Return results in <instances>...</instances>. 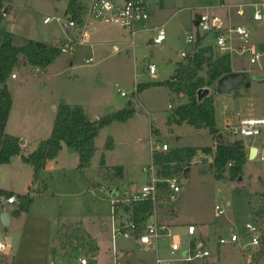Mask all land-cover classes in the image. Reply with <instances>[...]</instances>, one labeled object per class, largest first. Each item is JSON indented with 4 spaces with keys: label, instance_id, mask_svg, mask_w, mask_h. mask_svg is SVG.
<instances>
[{
    "label": "rangeland",
    "instance_id": "obj_1",
    "mask_svg": "<svg viewBox=\"0 0 264 264\" xmlns=\"http://www.w3.org/2000/svg\"><path fill=\"white\" fill-rule=\"evenodd\" d=\"M69 1L7 0L4 4L5 11L9 14L6 23L15 21L18 34L29 38L27 40H43L59 46L60 41L69 39L67 30L58 21L49 25H45L44 21L47 17L55 16L68 20L65 10ZM146 1L150 15L148 29L135 28L137 35L134 48L128 46L129 36L119 25L93 18L91 21L105 27L101 32L96 31L91 35L92 44L102 43L95 47L94 55L89 45H83L76 47L73 52L61 53L47 74L39 67L34 68L26 64H21L13 71L12 75H19L18 80L10 82L16 111L19 113L28 107L34 112L32 127L44 123L50 116L49 102L57 97L58 92H64L73 101L82 100L94 117L112 115L129 104L136 113L127 122L115 121L102 129L96 139V155L85 172L78 167L79 153L65 146V153L62 154L63 165L59 169L45 172L47 189L44 194L33 200L30 213L23 214L21 218L13 216L8 226L2 224L0 216V241H6L4 236L10 232L22 233L20 242L17 243L14 239L12 243L13 254L6 256L8 264L13 260L14 264L23 261L27 263L33 260L32 257L49 254L50 243L53 242L58 247L61 241L66 242L67 250L71 253L75 248L76 254L80 248L86 249V252L76 259V255L66 254L69 256V264H81L79 260L82 257H86L89 264L115 263V243L119 251L129 248L137 250L136 256L133 254L135 251L131 252L132 264H157V259L173 261V264H186L181 261L183 252L189 246L192 249L198 247L200 242L204 243V249L210 253L209 264H221L217 260L219 253L224 257L233 250L237 257H240L238 249L241 246L246 245L247 254L253 248L249 246L250 235L246 230L248 222L259 223L264 234V162L249 160L242 177L236 181L223 182L214 177V170L210 165L211 157L206 160V155L200 151L190 164L189 176L185 174L186 169L183 172H173L178 174L179 184L182 186L173 206L176 210L174 219H167L166 208H156L157 222L168 225L171 236L161 237L158 245L152 246H144L122 237H118L114 243L112 194L109 190L123 187L116 168L125 169L123 183L130 187L128 189H133L147 183L145 169L152 164L153 149L157 144L161 146L166 143L170 151L176 148L210 147L211 144H216L215 137L208 129H196L186 124L169 127V118L177 106L188 101L187 97L177 95L166 84L153 85L140 93L136 90L138 85L170 81L176 75L179 65L187 62V59L182 58V52L189 53L193 45L187 44L186 38L190 33L196 32L197 14L206 13L208 10H202V7L210 5L211 0ZM213 1L219 6L220 0ZM89 2L91 0H82L81 18L75 19L69 15L70 19L80 22L85 18ZM223 2L250 5L263 4L264 0ZM208 12L214 13L211 10ZM246 12L245 17L238 19V22L250 31L253 43L264 50V20L255 22L250 7L246 8ZM81 27L79 24L75 31H70V35L81 37ZM156 27L163 28L167 34V41L163 44H149L157 35ZM22 37L19 38L25 39ZM114 44L118 45V51L114 49ZM202 47L210 49L208 54L213 55L214 59L221 56L219 50L213 46L212 36H207ZM92 57L94 62L88 64L86 60ZM231 59L234 69L248 73L244 80L245 86L243 83L238 90L228 94H219L216 85L209 88L217 108V124L224 133L227 132L229 123L236 122L233 117L240 113L244 117L264 116V80L261 79L262 83L251 80V75L258 74V68L250 64L247 53H233ZM71 63L76 65L75 70L67 72L64 77L58 76V73L67 69ZM151 64L156 67V75L150 74L148 70ZM37 69L40 70L39 73ZM98 72L102 73L101 77ZM201 75L205 76L206 70ZM247 83L250 84L248 88ZM119 89L126 91L128 97H123ZM35 111L41 113L36 114ZM110 137L114 140L113 151L105 149ZM255 144L263 147L264 131L255 140ZM104 155L108 167L105 166V161L101 164ZM15 180L16 178L12 183L17 186L18 181ZM102 186L108 191L101 192ZM216 206L224 208L225 213L218 215ZM193 223L197 224V232L190 236L188 226ZM233 234L239 236L238 243L219 244L220 237L230 240ZM175 236L181 242V249L173 254ZM144 247H149L150 252L145 254ZM17 253L21 256L17 257ZM4 255L0 254V258ZM143 258L147 263L142 262ZM256 258L260 264H264V249L260 250ZM53 259L51 261H54ZM125 259L119 257V262L124 264ZM202 261L204 262L197 260L192 264Z\"/></svg>",
    "mask_w": 264,
    "mask_h": 264
},
{
    "label": "trees",
    "instance_id": "obj_2",
    "mask_svg": "<svg viewBox=\"0 0 264 264\" xmlns=\"http://www.w3.org/2000/svg\"><path fill=\"white\" fill-rule=\"evenodd\" d=\"M0 0V166L9 164L15 156L22 155L25 163L30 164L34 170V183L40 181L48 161L55 160L62 148V143L79 153V165L81 170L88 169L96 155V139L103 128L118 122H127L133 118L136 110L131 104L112 115L101 117L95 121L91 119L84 107L80 105L70 106L62 102L57 107V117L52 129L51 136L39 143L36 151L29 155L22 154L21 139L6 132V126L13 107V96L10 93L8 81L13 71L18 68L21 56H25L28 65L34 68H47L61 56L60 46L49 43L21 39L3 27L5 20V2ZM82 0H70L66 15L75 19L82 17ZM22 40V43L19 42ZM206 38H199L193 51L189 56L187 64H180L173 79L165 83H152L150 85H138L137 91L152 87L153 85L166 84L177 95H184L188 101L177 106L168 120V125H189L196 129H208L213 137L220 133L217 127V108L214 97L199 99V92L205 91L216 85L222 77L233 71L231 55L220 56L217 59L209 55L210 49L202 47ZM208 54V55H207ZM206 70V75H201ZM246 78V77H245ZM244 86H245V82ZM243 83L241 85H243ZM240 85V86H241ZM239 87L236 89L238 90ZM235 90V91H236ZM156 131V130H155ZM105 149L113 151L114 140L108 138ZM199 151L204 155L211 156V163L216 180L227 182L236 181L243 175L244 167L249 158V151L243 141H234L233 146L216 144L215 147L204 148H176L168 153L157 152L153 154V164L160 167L159 173L170 176L173 172H183L191 167L192 160ZM208 160L207 158H205ZM105 161L103 156L101 164ZM206 163L208 161H205ZM230 164H232L230 166ZM230 166V167H229ZM229 167V170L227 168ZM119 176L123 174V167L116 168ZM228 173V176H226ZM10 198L14 196L19 202L18 209L14 211L15 217H20L22 212L29 211L33 202L32 193L15 195L7 190H0L1 197ZM133 213L135 222H143L153 215L154 208L150 203L136 204L133 208H127Z\"/></svg>",
    "mask_w": 264,
    "mask_h": 264
},
{
    "label": "built area",
    "instance_id": "obj_3",
    "mask_svg": "<svg viewBox=\"0 0 264 264\" xmlns=\"http://www.w3.org/2000/svg\"><path fill=\"white\" fill-rule=\"evenodd\" d=\"M219 7L227 12L225 17L213 12L201 13L196 18V32L190 33L186 38V43L196 45L199 38L214 37L215 47L220 51L222 56L232 55L237 53L239 55L248 54L250 57V64L255 65L258 68V72H264V50L259 49L252 41L251 33L238 22V19L245 17L247 14L246 8H252V18L255 22H262L264 20V3L263 4H250V5H229L220 0ZM148 4L146 0H91L88 3L85 18L80 22L70 19H63L61 16L48 17L45 19V24H51L55 21L63 24L64 28L69 31V39L62 42L60 46L61 53H70L78 46L88 45L90 43L91 32L90 23L93 18L102 19L106 23H114L119 25L127 34L131 36V40L134 43V37L136 36V27H141L143 30L148 29L147 23L150 20L148 14ZM81 24V37L70 35V31L76 30L77 26ZM157 35L151 39V44H163L167 41V34L163 28H155ZM189 53L183 52V58H189ZM88 64L93 62V59H87ZM38 72L40 71L37 69ZM150 74H155L156 67L151 64L148 68ZM257 75L258 74H253ZM17 75L13 74L12 78L17 79ZM120 90V89H119ZM121 91L123 97H128L126 91ZM264 131V117L247 115L240 116L234 124L227 126V132L224 133L227 138L234 141H243L252 138L251 145L257 146L255 140L262 135ZM246 149L249 151L250 147L247 145ZM258 147V146H257ZM259 151L256 159L264 162V145L262 148L258 147ZM170 151V147L167 144L161 146L157 144L154 146V153H167ZM232 164H230L231 166ZM229 166V167H230ZM160 167L155 164L150 165L145 169V173L148 176L146 184L141 186H135L133 189H112L109 192L112 194L111 204L113 205V217H114V229L113 240L114 243L118 237L125 238L127 240H134L136 243H140L144 246L158 245V241L161 237L171 236V230L168 225L158 223L155 218V209L159 206L166 208L169 212L173 209L179 194L182 191V186L179 184L178 174L173 173L170 176H164L159 173ZM101 192L108 191L107 188L101 187ZM6 202L9 204H15L17 199L12 196L6 198ZM150 203L153 205L154 212L147 220L143 222H135L133 213L127 211V208H133L136 204ZM218 215H223L225 209L221 206H216ZM152 218L153 221H152ZM116 222V224H115ZM246 230L250 237L249 246L255 248L257 251L264 249V234L259 223L250 221L246 224ZM196 232V226L188 227V234L194 236ZM174 244L172 246V253L181 249V242L174 237ZM220 245L236 244L238 243L239 236L233 234L230 240H226L223 237L219 239ZM245 250V248H244ZM10 251L7 241H0V254L4 255ZM114 253L116 254L115 263L109 264H122L119 262V257H124L125 252L117 249L116 243L114 245ZM209 251L204 248L195 247L189 248L183 252V261L186 264H192L197 260L209 257ZM256 255L252 253L248 255V264H259L256 262ZM157 264H173V261H162L157 259ZM81 264H89L86 257H82L79 260Z\"/></svg>",
    "mask_w": 264,
    "mask_h": 264
},
{
    "label": "crops",
    "instance_id": "obj_4",
    "mask_svg": "<svg viewBox=\"0 0 264 264\" xmlns=\"http://www.w3.org/2000/svg\"><path fill=\"white\" fill-rule=\"evenodd\" d=\"M13 1L14 0H12V2ZM233 3L234 2H230L229 5H234V6L243 5V4H233ZM202 10L214 11V13H217V14L221 15L222 17H225L226 14H227V12H225L223 9H221L218 6V4H216V2L213 1V0H211V4L210 5L202 7ZM222 10H223V12H222ZM66 11H67V8L65 10V14H66ZM199 14H201V13H199ZM199 14H197V16ZM8 16H9V14L6 13L5 14V18L6 19L4 20L3 27L6 28L9 32L13 33L15 35V37H22V36H20L18 34V28L16 27L15 21H10L9 24L6 23V22H8ZM45 25H49V24H45ZM104 29H105V27H103L102 24H100V23L97 24L95 21H91V23H90V32L92 33L91 35H93L96 31H100L101 32ZM67 34H69L68 30H67ZM127 36H129V41L127 42L128 46L131 47V48L132 47L134 48L135 45H136L135 37H134V43H133V41L131 40L132 39L131 36L129 34H127ZM22 38L29 39V38H26V37H22ZM30 40H32V39H30ZM37 41H40V40H37ZM41 42H45V43H49V44L55 45L54 43H50L48 41H43L42 40ZM60 42L62 43L64 41H60ZM101 44L102 43H93L92 44V42L90 40V43L88 45L92 48V51H93L92 54L93 55H94L95 47L96 46L98 47ZM149 44H151V43H149ZM196 45H197V43H196ZM196 45L194 47H192L191 51L189 52V55L192 54V50L195 49ZM213 46H215L214 38H213ZM118 48H119L118 45L114 44V49L118 51ZM221 56H222V54H221ZM24 58H25V56H21L20 65L21 64H25L24 63ZM92 59H93V62H94V58L93 57H92ZM184 59H187V58H184ZM188 59H187V61H188ZM55 63H56V61L53 64H55ZM182 64H187V62L186 63H182ZM52 65H50L47 68H43V69L39 67V69L44 71L47 74L49 68ZM75 68H76V65H74V63L73 64L71 63L68 66L67 69H65V70L61 71L60 73H58V76L64 77L67 72L74 71ZM99 68L100 67H98V69ZM16 69H18V68H16ZM232 69H233L234 72H239L240 71V70L234 69L233 67H232ZM98 73H99V77H101L102 73H100V72H98ZM156 73L153 74V75H156ZM258 75H259L258 77L260 78V81H252V82L262 83V80H264V72L260 71V72H258ZM75 76H78V75H75ZM251 76H253V75H251ZM18 78H19V75H18L17 79H13L12 78V79H9V81H8V86H9V90H10L11 94H12V90L10 89V82L11 81H16V80H18ZM159 83H165V82H159ZM216 84H217V82H216ZM246 88H248V86ZM136 90H137V88H136ZM58 93L59 94L57 95V97L53 98L52 101L49 102L48 109H49V112H50V116L47 118V120L44 123L41 122V123H39V125H37L35 127H32V124H31L32 119H33V114H35V113L31 112L28 107L27 108L25 107L21 112L18 113V111H16L15 99H13V107H12V110L10 112L11 115L9 117V121L7 123V126H6V132H8L10 135L18 137L21 140H24V144H21L22 154L27 156V155L33 153L34 151H36V149H37V147H38V145H39V143L41 141L46 140V139H48L51 136L52 129H53L56 117H57V107L62 102H65L66 104H68L70 106L80 105V106L84 107L85 111H87V114H88V116L91 119H94L95 117H97V119L101 118L99 115H96L94 117L93 114L90 112L89 108L86 106V104L82 100L73 101L64 92H58ZM12 96H13V94H12ZM39 113H41V112H36V114H39ZM240 116H242L241 113L238 114L237 116H234L233 119H235V121H237ZM262 117H264V116H262ZM41 118H42V116H41ZM174 125H177V124L169 125V127L172 128V126H174ZM217 127L219 128L220 133H224V132H222L223 130H221V128H220V126H218V124H217ZM156 130H158V129H156ZM158 131H160V130H158ZM215 142H216V138H215ZM163 144H166V143H163ZM215 145L212 146V144H211L210 147H215ZM65 146L66 145L64 143H62V148H61V151H60L57 159L47 162L45 170L43 171V173L41 175L40 181L37 182V183L33 182L34 181V170H33V167L30 164H27V163H25L23 161L22 155L13 157L9 164H2L0 166V190L4 189V190L10 191V192H13L15 195H25V194H28V193H32V195L34 197L33 200H35L36 197H40V195L44 194L46 189H47L46 188V183H45V178H44L45 172H48V170H55L54 168H58L59 169V168H61V165H63L64 160H62V154L65 151L64 150ZM196 148H204V147H196ZM199 153H200V151H199ZM104 157H105V155H104ZM209 157H211V156H208V157L206 156L207 159ZM249 160L252 161V159L248 158V161ZM256 160H258V159H254V161H256ZM78 165H79V161H78ZM105 166L108 167V165L106 163V160H105ZM244 169H245V167H244ZM83 171L85 172L86 169L83 170ZM243 175H244V171H243ZM120 177H121V180H120L121 183L120 184L123 186L122 189L130 188V187H126L124 185V183H123V180H125V169L123 170V174ZM15 178H16L15 181H18V185L17 186H15L14 183H12V180L15 179ZM90 183L91 182H89V186H91ZM18 205H19L18 201L15 204H9V203L6 202V197L2 196L0 198V216L2 215L4 210L8 211V213L10 215L9 225L12 222V219H13V216H14V211H16L18 209ZM29 208H30L29 211L22 212L21 216L18 217V218H21L23 214H29L31 209H32L31 205H30ZM160 208H162V207H160ZM157 212H158V209L157 210L155 209V212H154L155 218H157ZM166 214H167V219L170 221L171 219H169V217H171V216L175 217L176 216L175 208L172 211H170V212L168 211ZM152 219H154V218H152ZM172 219H174V218H172ZM193 225L196 226L197 224L193 223V224H190L189 226H193ZM196 232H197V226H196ZM21 236H22V233H20V232H10V233H8V234H6L4 236V239L8 242V246H10V251L7 254H5L4 257L0 258V264H8L7 263L8 259H7L6 256H8L9 254L12 255L13 252H14V246H13L12 243H13L14 239L17 240V243L20 242L19 240H21ZM177 239H178V237H177ZM65 244H66L65 241H61L58 244V247H56L55 243L52 242V243H50V247L48 249V253L49 254H46V255L43 254L41 257H38V258L37 257L36 258L32 257L33 260L28 261L27 263H23L24 261L22 262V260H21L22 263L18 262L17 264H69V260H68L69 256H66V254L68 255V253L70 254L71 252H68L67 247H66ZM245 246L246 245H243V246H241L238 249V252L240 253V257H237V255L234 253L235 251L232 250V252H228V254L226 256H224V257H221V255L219 253V259H217V260H219L221 264H248V255H250L252 253H255V252H256V255H258L259 251H257L255 248H251L250 251H249V254H247V251H246L247 248H245ZM198 247L199 248H204V243L200 242L198 244ZM244 248H245V250H244ZM149 249H150L149 247H144L143 248L144 253L145 254L149 253L150 252ZM75 250H76V248L72 251L73 253H71L72 255L74 254V256L76 255L75 258L73 257L74 259L78 258V256L83 255V253L86 252V249H84V247L80 248L78 250L77 254L75 253ZM123 251L125 252L124 258H126L124 260V264H132L133 263L132 262L133 259H132L131 252L135 251V253H133V252L132 253L134 254V256H136L137 250L135 248H132V250H131V248H129V250L128 249H123ZM20 256L21 255H18V253H17V257H20ZM235 257H236V259H234ZM52 258H54L53 259L54 261H51ZM208 258L209 257L201 259V260H204V262L202 261V262H199L197 264H209L211 261L208 260ZM238 258H239V261H238ZM137 259H139V258H137ZM227 260H229V261H227ZM13 262H14V260L11 261L10 264H14ZM142 262L143 263H147V260L145 258H143ZM256 262H259V259H256ZM138 263H140V262H138ZM72 264H75V263L73 262ZM259 264H260V262H259Z\"/></svg>",
    "mask_w": 264,
    "mask_h": 264
},
{
    "label": "water",
    "instance_id": "obj_5",
    "mask_svg": "<svg viewBox=\"0 0 264 264\" xmlns=\"http://www.w3.org/2000/svg\"><path fill=\"white\" fill-rule=\"evenodd\" d=\"M195 51L192 50V54H194ZM24 63L28 65V60L24 58ZM248 75V73L244 72H232L230 74H227L226 76L222 77L217 81L216 89L219 94H228V92H232L237 87H239L245 80V77ZM252 81H260V78L257 75L251 76ZM250 84L247 83L246 87ZM210 89H206L205 91L199 92V99L202 100L205 97H208L210 94ZM97 117H95L93 120L95 121ZM252 138H248L245 140V145L247 147H250L249 150V159H256L258 154V147L251 145ZM216 143L226 146H233V142L230 141L227 136L224 133H219L216 137ZM21 144H24V140H21ZM190 168H187L185 171L186 176H189ZM174 217H169V219H172ZM1 222L3 225L8 226L10 222V215L8 211L4 210L1 215Z\"/></svg>",
    "mask_w": 264,
    "mask_h": 264
}]
</instances>
